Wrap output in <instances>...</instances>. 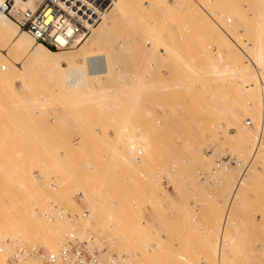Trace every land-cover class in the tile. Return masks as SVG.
Here are the masks:
<instances>
[{"label":"rangeland","instance_id":"rangeland-1","mask_svg":"<svg viewBox=\"0 0 264 264\" xmlns=\"http://www.w3.org/2000/svg\"><path fill=\"white\" fill-rule=\"evenodd\" d=\"M116 2L96 48L111 73L94 80L83 68L88 84L68 96L0 80V264H36L50 251L49 223L57 246L71 227L100 234L120 264H264V132L217 261L215 244L250 148L235 134L250 137L264 110L241 95L245 59L222 34L247 46L252 0H121L115 11ZM216 162L228 173H214ZM32 183L34 205L21 188ZM58 209L88 218L72 224Z\"/></svg>","mask_w":264,"mask_h":264},{"label":"bare ground","instance_id":"bare-ground-1","mask_svg":"<svg viewBox=\"0 0 264 264\" xmlns=\"http://www.w3.org/2000/svg\"><path fill=\"white\" fill-rule=\"evenodd\" d=\"M14 1L13 0L11 1L12 12L19 11V10L33 11L35 9L30 4L28 5V2L26 4L24 0H16L18 5ZM119 3H121V0H117V2L114 4L115 11L119 10ZM251 6H252V9H251L252 11L248 15V17H250L251 19L254 18V21L250 23V30L252 31H251V34L247 36L248 44L247 46H245V48L244 47L242 49L239 48L236 45V43L230 39L228 33H226L225 31H222V34L226 38L228 43L232 44L233 47H236L235 49L239 50V52L243 55L245 59V61H243V63L241 64L242 66H240L239 70L235 68L236 70H238L237 72L238 74L235 76H238L237 78H241L243 80L242 87L244 91L241 92V95L248 101V103L253 102L254 99H257L259 97V99L261 100V103H260L261 105L264 102V84H263V80H264V0H252ZM204 13L206 14V12ZM101 19L102 20L100 24H98V26L90 32L86 41L80 46V48L78 49L79 51L77 53L73 55H66V54L64 55L62 53H57L55 51L48 50L46 47L38 43H34L31 37L26 32H19L17 30L18 28L16 27V25L12 21H10L8 18L3 16L0 12V80L7 81V80L12 79L20 83L22 88L27 89L30 86H36L42 92L54 94L56 93V91H60V92H63L65 96H68L69 95L68 92L70 90L75 91L77 88H83L86 86V84H88V79L85 78L83 68L85 69L86 76L94 80H97L99 76L107 75L109 74V72L111 73V70H113V69L109 70V66H110L109 64L111 63V61L109 60H111V58L108 57V54L97 53L98 50L96 49L101 43V41L106 37L107 35L106 32L109 28V22H111V20L104 18V16ZM213 24L214 26L216 25L217 27V24L214 21H213ZM243 49H245V51H242ZM78 61H81L83 66L81 64L79 65ZM113 65H111L110 67H112ZM214 73L216 74V72ZM223 74L225 75L226 73L223 72V73H219L218 75L223 76ZM233 78L234 77H232V79ZM73 93H71V95ZM74 94H79V92L76 91ZM220 110L223 112L224 111L228 112L229 109H228V106L224 104L220 107ZM251 128L252 127L249 126V129L252 133L251 135L252 137L251 136L246 137L245 133L243 132L240 133L239 131H237L235 134L236 137L240 135L241 139L239 137L238 138L240 139L241 143L248 141L250 148L248 151L247 162L245 163L242 170L240 171L236 179L235 185L231 189V192H230L231 194L227 198L228 201L226 202L225 209L222 213L221 222H220L221 224H220V228L218 232L219 236L217 237L218 241H216L215 243L217 244L216 261L219 259L220 247H221L222 242H224L223 241L224 236H226L224 235L225 228L227 226V220L229 216H231L230 210L233 207V206L231 207V204L233 203V199L235 197L236 191L238 190L241 184V181L245 177L246 172L251 168L252 163L259 155L260 153L259 150L261 149L260 147L263 144L264 110L261 111L260 122L257 125V128L255 129L253 128L251 129ZM217 167L218 168H216V171L214 173H217V172L218 173L220 172L228 173V171L230 170L228 166L226 165L222 167L217 165ZM21 188L22 190L26 191V192L24 191L25 193L32 195V199L29 200L31 204L29 202L28 203L30 205H34L35 202H37L36 201L37 199L35 197V192H34L35 185L33 183L32 185H29V187L22 185ZM29 204H27V206ZM35 220H39V219L36 218ZM44 220L46 221V218ZM46 222H50V221H46ZM44 223L45 222H43V224ZM38 224L43 225L40 222ZM47 226L46 227L44 226V229H48L50 233L49 234L45 233L46 238L42 240L41 245L44 247L45 251L47 249V250H50L47 252H51L57 247L58 242L55 241V236L59 233V228L58 226H55V227L53 226L52 228H50L51 227L50 225H49L50 227H47ZM21 253L19 255L20 257L17 255L19 259L21 258ZM22 256L24 255L22 254ZM26 258L25 260H28ZM17 261H20V260H17ZM29 261H27L28 264H30ZM20 263L21 262H19V264Z\"/></svg>","mask_w":264,"mask_h":264},{"label":"built area","instance_id":"built-area-1","mask_svg":"<svg viewBox=\"0 0 264 264\" xmlns=\"http://www.w3.org/2000/svg\"><path fill=\"white\" fill-rule=\"evenodd\" d=\"M11 1L0 0L1 14L26 32L34 43L56 52L79 46L112 6V0H38L33 11L12 12ZM75 198L80 203L83 196L78 193ZM56 216L73 224L86 221L88 211L82 209L79 214L70 215L67 210L58 209ZM36 264H120V261L108 250L106 239L100 234L81 235L71 227L61 243L39 256Z\"/></svg>","mask_w":264,"mask_h":264},{"label":"crops","instance_id":"crops-1","mask_svg":"<svg viewBox=\"0 0 264 264\" xmlns=\"http://www.w3.org/2000/svg\"><path fill=\"white\" fill-rule=\"evenodd\" d=\"M239 34H242L241 32Z\"/></svg>","mask_w":264,"mask_h":264}]
</instances>
